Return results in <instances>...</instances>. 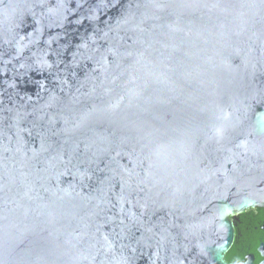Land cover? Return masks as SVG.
<instances>
[{
	"label": "water",
	"instance_id": "obj_1",
	"mask_svg": "<svg viewBox=\"0 0 264 264\" xmlns=\"http://www.w3.org/2000/svg\"><path fill=\"white\" fill-rule=\"evenodd\" d=\"M255 206L264 0H0V264H256Z\"/></svg>",
	"mask_w": 264,
	"mask_h": 264
},
{
	"label": "flooded vegetation",
	"instance_id": "obj_2",
	"mask_svg": "<svg viewBox=\"0 0 264 264\" xmlns=\"http://www.w3.org/2000/svg\"><path fill=\"white\" fill-rule=\"evenodd\" d=\"M233 238L224 253L228 263L264 261V206L249 207L230 216Z\"/></svg>",
	"mask_w": 264,
	"mask_h": 264
}]
</instances>
